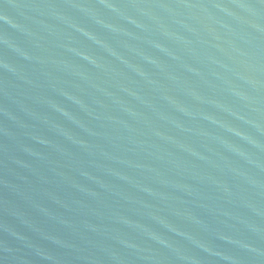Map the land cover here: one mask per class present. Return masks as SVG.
Instances as JSON below:
<instances>
[{"label":"water","instance_id":"obj_1","mask_svg":"<svg viewBox=\"0 0 264 264\" xmlns=\"http://www.w3.org/2000/svg\"><path fill=\"white\" fill-rule=\"evenodd\" d=\"M0 264H264V0H0Z\"/></svg>","mask_w":264,"mask_h":264}]
</instances>
